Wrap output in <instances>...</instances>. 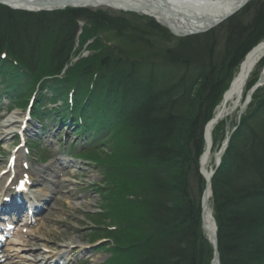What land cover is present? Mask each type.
I'll use <instances>...</instances> for the list:
<instances>
[{
    "label": "trees",
    "instance_id": "16d2710c",
    "mask_svg": "<svg viewBox=\"0 0 264 264\" xmlns=\"http://www.w3.org/2000/svg\"><path fill=\"white\" fill-rule=\"evenodd\" d=\"M86 12L31 13L0 5V100L23 107L37 94L34 116L42 124L47 114L58 125L75 127L86 137L83 155L107 167L100 188L118 223L107 235L114 245L108 264H211L214 249L202 228L204 130L241 61L264 41V0H251L219 28H224L221 44L219 30L179 38L161 61L103 50L81 59L95 28H85L74 49L77 19ZM104 18L115 25L125 19ZM152 27L166 33L156 23ZM263 66L264 60L248 87ZM260 91L236 122L212 178L221 264H264ZM48 103L51 109L43 112ZM226 123L221 120L213 131L217 150L223 143L219 132L231 133ZM107 145L112 155L94 156Z\"/></svg>",
    "mask_w": 264,
    "mask_h": 264
},
{
    "label": "rangeland",
    "instance_id": "374dc122",
    "mask_svg": "<svg viewBox=\"0 0 264 264\" xmlns=\"http://www.w3.org/2000/svg\"><path fill=\"white\" fill-rule=\"evenodd\" d=\"M80 9H85L87 12L82 16L80 15L77 19L78 34L74 49L78 46V38L85 31V28H89L92 25L95 27L93 28L94 35L81 51L82 53L79 56L81 59H89L91 55L93 56L96 52L103 50L127 59L161 61L164 60V54L167 49L169 47L173 48L180 38L172 33L168 27L160 25L154 17H149L143 13L126 12L111 7ZM55 10L63 11V9ZM88 10L94 14H91ZM98 11H102L108 17L122 16L125 19L115 25L111 19L107 20L108 18H104L103 13L97 18L95 13H98ZM229 18L223 20L212 30H219ZM150 22L164 28L166 33L157 32ZM223 29L222 27L216 33H220V44L223 41L222 37L224 35H221ZM78 58L73 61H77ZM261 88L262 91L258 92L259 97L264 94V85ZM2 102H4L5 108L0 109V170L4 169L6 159L11 153L13 146L17 143L14 140V136L21 125L22 118L25 116V108L16 107L8 110L6 109L10 106V103H7L9 102L8 98L5 97ZM238 114L239 112L236 111L226 119L227 123L224 127L227 130L236 128V122L239 121ZM31 121L32 124L26 129V137L29 136L30 139H35L36 136L40 137L39 146H45L47 149L52 150L56 157L45 165L31 162L30 172L35 179L34 188L31 192L35 197H38V203L41 204L43 209L40 215L35 217L36 219L29 220L27 227L21 228L20 226L25 216L18 221L19 227L12 230L2 245L5 250L3 253L9 250L10 259L20 261V264H31L34 261L47 264L48 260L43 261L46 255L51 254L53 256L52 261L55 262V255L63 251V256L68 260L66 264H108L109 260L114 256V245L108 242L109 237L107 235L111 232L109 227L118 225V223L114 221L116 216L108 211L109 201H104L103 192L100 188V186H103L107 176V167L97 163V161L92 162L84 155L71 156L68 149L69 142L72 143L77 139L71 133L72 131L66 132L67 139H65V142L67 144L58 145V142L53 139L55 138L54 131L57 129L52 132L46 130L48 133L44 135L40 132V123L37 120ZM62 129L65 132L66 129L61 127V130L56 131V134L60 135ZM3 132L11 134L4 136ZM50 135L54 136L50 137ZM225 139L226 132H219L218 142H224ZM117 143L118 141L115 142L118 146ZM80 146L76 147V151L80 149ZM216 151L217 147L214 148L213 146L212 153L215 154ZM34 153H36V150H33ZM23 155L26 160L29 159L30 154L25 149L23 150ZM110 155H112L110 145H107L104 151L94 154V156L103 160ZM30 156L33 155L31 154ZM213 162L214 158L211 163L212 166L214 165ZM2 183V177H0V186L3 185ZM103 214L105 217L101 216ZM29 241L33 243V252L31 253L29 252L30 247L25 246ZM66 245L68 248L63 249ZM6 260L8 259L5 256L1 259L3 262ZM48 264H51V262Z\"/></svg>",
    "mask_w": 264,
    "mask_h": 264
},
{
    "label": "bare ground",
    "instance_id": "6f19581e",
    "mask_svg": "<svg viewBox=\"0 0 264 264\" xmlns=\"http://www.w3.org/2000/svg\"><path fill=\"white\" fill-rule=\"evenodd\" d=\"M244 1L246 0H75L74 3L84 7H111L117 10L143 13L149 17H154L161 25L168 27L172 33L182 37L185 34L216 27V22L236 11ZM5 2L10 6L23 7L31 10H37L43 6L40 4L41 2L38 1L37 3L34 0H6ZM45 7H53L55 9L58 8V5L44 6L43 9ZM262 60H264V41L251 49L241 61L239 69L231 81L228 87L229 89L224 93L223 100L217 107L214 117L210 119V122L204 130L206 145L200 160L201 169L206 180V188L202 195L204 197L203 232L213 249L216 244L215 234L217 233L214 207L212 206V182L210 179V174L213 169L211 163L215 157V154L212 153L214 146L213 131L221 120H226L229 115L241 110V106L250 95L249 91L253 88L252 86L260 79L252 84L251 87H248L252 74L256 71ZM262 72H264V66L261 69L260 75ZM7 134L9 135L11 133L3 132L4 136H8ZM32 239L34 240V238ZM32 245L33 243L30 241L25 245L26 247H30V253L33 252ZM65 248H68V246L66 245L63 249ZM8 252L9 250L4 253L8 260L0 262V264H20V261L10 259ZM63 253L64 251L55 255V262L52 261V254L46 255L43 262L48 260V263L51 262V264H66L68 260L63 256ZM31 264H42V262L34 261ZM214 264L218 263L216 262Z\"/></svg>",
    "mask_w": 264,
    "mask_h": 264
},
{
    "label": "water",
    "instance_id": "95a60500",
    "mask_svg": "<svg viewBox=\"0 0 264 264\" xmlns=\"http://www.w3.org/2000/svg\"><path fill=\"white\" fill-rule=\"evenodd\" d=\"M6 0H0V5L3 4V5H6L8 6L9 8H13V9H16V10H25V11H28V12H44V11H55V9H65V7H72V8H76V7H84V6H81L80 4H75L74 1L75 0H34V1H38L41 2L40 4L43 5L40 9H27V8H19V7H14V6H10L9 4H7V2H5ZM249 0H246L244 1V3L236 10L234 11L233 13L229 14L226 16V18L234 15L239 9L245 7L249 2ZM54 4H57L58 5V8H55L53 9V7H45L43 9L44 6H53ZM37 5V4H36ZM226 18H223L222 20L216 22V25H218L220 22H222L223 20H225ZM213 28V27H211ZM210 28V29H211ZM210 29H205L203 31H200V32H195V33H191V34H185L184 36H187V35H195V34H199V33H206V31L210 30ZM182 36V37H184ZM264 84V72L261 73L260 75V79L259 81L254 84L252 87V89L249 91L250 92V95L249 97L246 99V102L241 106V110L239 111V114H238V118L240 119L242 117V114L246 111V107L248 104H250L252 102V95L254 94L255 91H257L259 88L262 87V85ZM235 128L232 130V133L234 132ZM232 133L225 139L222 147L220 148V150L218 152L215 153V157H214V167L211 171V180L212 178L214 177L215 173H216V170L221 166V161H222V157L224 156V154L226 153L225 151L227 150V148L229 147L230 145V140H231V137H232ZM201 172H202V169H201ZM203 174V172H202ZM205 176V175H204ZM204 205V197H203V202H202V207ZM202 218H203V213H202ZM204 227V218H203V225H202V228ZM217 228V226H216ZM204 230V228H203ZM218 230V228H217ZM215 239H216V244H215V252H214V258H213V262L212 264L214 263H218V264H221V260H220V251L218 249V238H217V233L215 234Z\"/></svg>",
    "mask_w": 264,
    "mask_h": 264
},
{
    "label": "snow or ice",
    "instance_id": "6c2138e0",
    "mask_svg": "<svg viewBox=\"0 0 264 264\" xmlns=\"http://www.w3.org/2000/svg\"><path fill=\"white\" fill-rule=\"evenodd\" d=\"M21 187H23V185H21Z\"/></svg>",
    "mask_w": 264,
    "mask_h": 264
}]
</instances>
